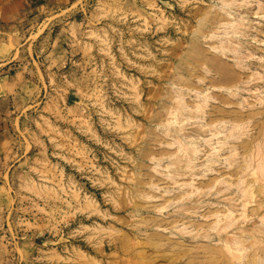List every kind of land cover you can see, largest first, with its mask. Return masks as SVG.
<instances>
[{
	"label": "rangeland",
	"instance_id": "rangeland-1",
	"mask_svg": "<svg viewBox=\"0 0 264 264\" xmlns=\"http://www.w3.org/2000/svg\"><path fill=\"white\" fill-rule=\"evenodd\" d=\"M223 4L45 0L0 20V264H264V190L252 226L235 229L241 208L235 228L212 230L224 207L200 186L221 173L202 170L212 133H196L217 89L196 91L227 32L211 23ZM235 4L243 64L221 62L263 85L264 0ZM234 98L264 109V87Z\"/></svg>",
	"mask_w": 264,
	"mask_h": 264
},
{
	"label": "bare ground",
	"instance_id": "bare-ground-1",
	"mask_svg": "<svg viewBox=\"0 0 264 264\" xmlns=\"http://www.w3.org/2000/svg\"><path fill=\"white\" fill-rule=\"evenodd\" d=\"M236 0H224V4L221 7V11L217 13L216 16L211 20V23L215 27L220 28L223 22L227 20L224 26V29L227 30L225 36L220 38L219 45H216L215 48L213 45L210 49L207 50L208 55H204L200 63L204 64L211 68V70L206 69L209 77L204 76L201 73V80L204 82V88L197 87L196 95L202 93L205 89L214 87L217 90L212 91V99L218 100V104H213L209 112H205L208 115L206 123L204 125L198 126L196 133L199 135L203 134V131L206 133L211 132V140H203L204 144L211 147V150L207 151V156L205 159V166H201L203 171L212 173L216 169L220 170L219 180H216L218 177L209 178L206 182H201L200 186L202 188H209V191L214 189V192L211 195H218L222 200L221 204L223 205V211H215L212 215L217 218L215 221V227L212 230H215L218 227V224L222 222L220 230H226L230 228H235V216L232 217L236 211L241 210V212L247 211L245 216V225L238 226L235 229L246 228L247 226H252L254 224L252 218L249 216L254 215L252 211L255 212V209L249 210L253 202H255V197L258 192L264 190V109L255 110L248 109L247 105L240 104L234 97H241L245 92H251L264 87L263 85L253 84V86H243L239 85L244 83L243 80H240L238 72L235 71L232 67L228 66L226 63L223 64V60L220 55L231 56L236 58L238 63L243 64V59L236 56L239 53V48H234L232 44H239V40L236 37V34L239 32V28L242 26L240 23H234L231 15V10L235 7ZM229 10V11H227ZM228 18V19H227ZM232 19V20H229ZM207 36V35H202ZM211 38L214 36H210ZM209 43H212L208 41ZM221 43V46H220ZM231 53V54H230ZM198 55L200 53L198 52ZM226 62V61H225ZM251 64L254 62L250 61ZM256 63V62H255ZM249 65V63H248ZM200 73V72H199ZM186 74L189 77H193V74H190V71L186 70ZM176 75L179 76V72L176 71ZM256 80L257 78H249L250 80ZM240 82L239 84H236ZM249 82H247L249 84ZM193 84V83H191ZM207 87V88H206ZM205 95L204 98L200 99L202 102L195 107L196 111L205 106V103L209 101L210 96ZM234 98V99H233ZM204 103V104H203ZM227 105H239V108L232 106L227 108ZM249 105V104H248ZM216 125L214 126V124ZM205 126L209 130H206ZM213 127V130H210ZM203 130V131H202ZM209 134V133H208ZM210 135V134H209ZM246 137V138H243ZM197 136L195 139H198ZM205 145V146H206ZM193 148L186 149L188 155L185 163V168L187 170L195 171V162H197L201 157L199 156V149L192 146ZM184 163V162H183ZM171 166H174V163H170ZM214 166V167H213ZM183 167H179L180 175L186 174L187 171H183ZM191 174V173H190ZM198 173H192L195 175ZM229 195H233L231 199L228 198ZM262 203V202H261ZM260 203V207H264ZM223 212L221 215L220 213ZM218 230L216 234L218 235ZM217 240L225 244H229L231 239L226 238L227 240H222V237H216Z\"/></svg>",
	"mask_w": 264,
	"mask_h": 264
},
{
	"label": "crops",
	"instance_id": "crops-1",
	"mask_svg": "<svg viewBox=\"0 0 264 264\" xmlns=\"http://www.w3.org/2000/svg\"><path fill=\"white\" fill-rule=\"evenodd\" d=\"M45 0H0V20H11L12 13L32 14L42 9Z\"/></svg>",
	"mask_w": 264,
	"mask_h": 264
}]
</instances>
